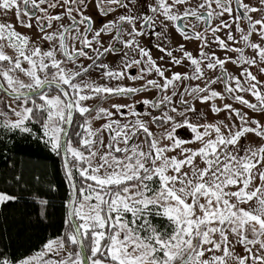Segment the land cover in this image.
I'll use <instances>...</instances> for the list:
<instances>
[{
  "label": "snow or ice",
  "instance_id": "6c2138e0",
  "mask_svg": "<svg viewBox=\"0 0 264 264\" xmlns=\"http://www.w3.org/2000/svg\"><path fill=\"white\" fill-rule=\"evenodd\" d=\"M0 264H264V0H0Z\"/></svg>",
  "mask_w": 264,
  "mask_h": 264
},
{
  "label": "trees",
  "instance_id": "16d2710c",
  "mask_svg": "<svg viewBox=\"0 0 264 264\" xmlns=\"http://www.w3.org/2000/svg\"><path fill=\"white\" fill-rule=\"evenodd\" d=\"M34 243H35V245H36V248H38L39 247V242H38V240H35V241H33ZM24 248H21V249H19L18 250V252H24Z\"/></svg>",
  "mask_w": 264,
  "mask_h": 264
}]
</instances>
